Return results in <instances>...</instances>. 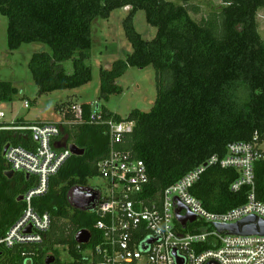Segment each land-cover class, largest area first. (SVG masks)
Masks as SVG:
<instances>
[{
    "label": "trees",
    "instance_id": "obj_1",
    "mask_svg": "<svg viewBox=\"0 0 264 264\" xmlns=\"http://www.w3.org/2000/svg\"><path fill=\"white\" fill-rule=\"evenodd\" d=\"M219 1L220 12L201 22L191 17L190 12H196L188 9L192 0H0V14L7 19L9 51L30 43L50 49V54H33L28 64L37 95L42 96L90 81L91 70L84 61L92 45V24L129 8L122 27L132 52L110 70H100V99L108 101L121 93L115 79L125 67L149 66L155 71L156 99L149 112L132 110L124 119L96 108L105 120L134 122L133 132L113 149L144 162L149 178L145 194L156 196L212 157L223 159L230 144L252 142L255 136L258 144L264 143V39L258 24L264 0ZM137 11H143L146 23L156 30L151 40H144L133 27ZM66 61L72 65L69 74L63 68ZM16 93L11 83L0 82L1 105L12 103ZM64 105L55 110L63 111ZM70 107L66 106L64 119L82 123L63 127V135L83 154L70 156L50 179L47 194L33 200L35 210L48 213L52 220L43 241L4 251L2 264H45L50 256L55 258L52 264H62L55 249L59 246L66 247L69 264L83 263L87 260L83 252L101 241L93 228L97 220L93 210L73 208L69 194L97 176L110 139L105 126L88 123L90 104L79 105L77 113ZM7 144L35 148L28 131L0 132V237L20 217L23 204L18 199L33 185L20 174L4 176L2 152ZM253 173L255 198L264 203V159L254 164ZM237 178L233 169L208 166L190 193L207 211L224 213L247 200L250 187L231 191ZM82 230L91 239L78 246L75 235Z\"/></svg>",
    "mask_w": 264,
    "mask_h": 264
},
{
    "label": "built area",
    "instance_id": "obj_2",
    "mask_svg": "<svg viewBox=\"0 0 264 264\" xmlns=\"http://www.w3.org/2000/svg\"><path fill=\"white\" fill-rule=\"evenodd\" d=\"M1 106L0 132L28 131L35 148L27 150L7 144V149L2 152L4 173L23 175L33 185L20 196L23 204L20 217L0 237V264L5 261L4 251L17 245L40 244L49 231L51 217L48 213H38L33 200L47 194L50 179L71 156V144L60 138L63 127L82 123L78 119L67 121L63 117L59 123L25 127L17 125V120H14L7 126ZM23 106L28 108L29 103L24 101ZM70 111L77 113L78 107L73 105ZM88 123L106 127L110 151L96 168V178L106 182V193L87 185L82 187L98 195L93 210L97 220L93 228L99 232L101 241L83 252L87 259L85 262L76 264H264V236L219 234L214 227L231 225L250 216L264 221V203L256 200L253 191V166L264 159L261 148L264 143L258 144L257 136L252 142L230 144L223 159L212 157L158 195L148 196L145 193L149 178L144 162L134 159L128 152L113 149L115 144H120L133 132L134 122L105 120L96 108ZM216 165L221 169H233L238 174L231 185L232 192L236 193L244 186L250 187L245 204L224 213L207 211L190 193L206 167ZM179 204L183 207L181 216L189 213L195 217L184 228L175 215Z\"/></svg>",
    "mask_w": 264,
    "mask_h": 264
},
{
    "label": "rangeland",
    "instance_id": "obj_3",
    "mask_svg": "<svg viewBox=\"0 0 264 264\" xmlns=\"http://www.w3.org/2000/svg\"><path fill=\"white\" fill-rule=\"evenodd\" d=\"M221 7L219 0H192L188 9L195 8L196 12H190L191 17L201 22L209 14L219 13ZM128 11V7L115 10L108 19H97L92 24V45L89 51L85 52L84 61L91 70L87 84L74 90L55 91L42 96L37 95L28 64L33 54H50V49L42 43H30L21 45L15 51H9L6 43L7 19L0 14V82H9L17 90L14 101L1 106V111L5 114L4 122L11 124L16 119L23 122L38 119L42 122L59 123L67 105L78 107L90 104L93 111L96 106L104 107L122 119L132 110L149 112L156 99L155 71L151 66L143 69L125 67L115 79L121 93L112 95L108 101L100 99V70H110L116 62L125 61L132 52L122 27V21ZM258 24L259 33L264 39V13L258 17ZM133 27L144 40H151L155 36L156 30L146 23L143 11L136 12ZM63 68L66 73H71V61L64 62ZM24 101L29 103L28 108H24ZM62 104H65L63 111L55 110ZM62 140L67 142L65 134L62 135ZM261 148L264 151V145ZM105 183L102 179L94 177L87 181V186L98 188L105 194ZM55 249L62 264L72 262L66 247L59 246Z\"/></svg>",
    "mask_w": 264,
    "mask_h": 264
},
{
    "label": "water",
    "instance_id": "obj_4",
    "mask_svg": "<svg viewBox=\"0 0 264 264\" xmlns=\"http://www.w3.org/2000/svg\"><path fill=\"white\" fill-rule=\"evenodd\" d=\"M36 140L37 138H35V141ZM6 149L7 146H5L3 152H5ZM69 151L71 153V156H81L83 154V150L78 149L75 145H70ZM4 176L8 179H11L14 174L12 172H6ZM69 197L70 203L73 208L85 209L87 207H90L91 210H94L96 205L95 201L97 200L98 195L91 189H83L76 187L70 192ZM21 200L22 198L19 197L18 201ZM182 209V205L179 204L178 208L175 210V215L181 227L184 228L188 222H193L195 220V217L190 215L189 213L184 216H181L180 212L182 211ZM214 227L219 234L236 236H264V221L255 216L244 218L231 225H215ZM90 239L91 234L86 230L79 231L75 235V242L78 245H87L90 242ZM54 261L55 258L50 256L45 259V264H52Z\"/></svg>",
    "mask_w": 264,
    "mask_h": 264
},
{
    "label": "crops",
    "instance_id": "obj_5",
    "mask_svg": "<svg viewBox=\"0 0 264 264\" xmlns=\"http://www.w3.org/2000/svg\"><path fill=\"white\" fill-rule=\"evenodd\" d=\"M63 119V118H62ZM16 120H18V119H16ZM26 123H51V122H42V121H39L38 119L37 120H32V121H26Z\"/></svg>",
    "mask_w": 264,
    "mask_h": 264
},
{
    "label": "flooded vegetation",
    "instance_id": "obj_6",
    "mask_svg": "<svg viewBox=\"0 0 264 264\" xmlns=\"http://www.w3.org/2000/svg\"><path fill=\"white\" fill-rule=\"evenodd\" d=\"M94 205H95V203H94Z\"/></svg>",
    "mask_w": 264,
    "mask_h": 264
}]
</instances>
